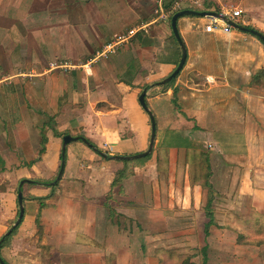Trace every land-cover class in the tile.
I'll list each match as a JSON object with an SVG mask.
<instances>
[{
  "label": "crops",
  "instance_id": "0c3cea01",
  "mask_svg": "<svg viewBox=\"0 0 264 264\" xmlns=\"http://www.w3.org/2000/svg\"><path fill=\"white\" fill-rule=\"evenodd\" d=\"M217 9L264 35V0H0V239L17 218L18 192L24 208L1 243L5 264H177L173 254L193 256L200 236L206 264H264V241L246 246L232 236L239 214L264 217V45L232 27L228 35L205 32L211 18L180 17L185 63L169 89L155 86L181 57L171 17ZM144 89L153 150L126 163L122 193L106 200L125 165L109 156L148 147L150 121L138 102ZM65 135L108 157L70 142L52 185ZM196 148L211 173L215 221L206 238Z\"/></svg>",
  "mask_w": 264,
  "mask_h": 264
},
{
  "label": "water",
  "instance_id": "95a60500",
  "mask_svg": "<svg viewBox=\"0 0 264 264\" xmlns=\"http://www.w3.org/2000/svg\"><path fill=\"white\" fill-rule=\"evenodd\" d=\"M186 15H197L200 17H206V18H215V19H219L224 21L227 25H229L230 27L239 30L241 32H246L249 33L253 36H255L256 38H258V40L260 42H262V44L264 45V36L262 34H260L259 32H257L256 30L253 29H248L246 27H242L239 26L238 24H235L234 22L228 20L226 17H224L221 14H218L216 12H192V11H180L175 13L172 17H171V22H170V27L173 33V36L175 38V40L177 41V43L180 46L181 49V57L180 60L176 66V68L173 70V72L167 76L166 78H164L163 80H161L160 82L156 83L155 86H164L166 83H168L169 81H171L173 78H175L178 73L180 72V70L182 69L185 60H186V49L185 46L182 42V40L180 39V36L178 34V30H177V19ZM147 95V89H144L139 97H138V102L139 105L141 106L142 110L148 115L149 117V121H150V136H149V142H148V147L144 152L135 154V155H131V156H109V158L115 160V161H131V160H138L141 158H144L148 155L151 154L152 150H153V146H154V141H155V120H154V116L152 114V112L149 110L146 101H145V96ZM80 140L83 144H85L89 149H91L93 152L97 153L101 158L106 159L108 156L101 152L100 150H98L96 147H94L92 144H90V142H88L85 138L83 137H71L70 135H65L62 139V148H61V163H60V167H59V171L58 174L56 176L55 181L52 183V185L59 180L61 174H62V170L64 167V154H65V147L73 141H78ZM26 181L22 180L20 182V187L25 183ZM17 202H18V215L17 218L15 220V222L13 223V225L8 229V231L4 234V236L0 239V246L1 243L4 241V239L6 237H8L12 231L20 224L23 214H24V208H23V202H22V193L18 192L17 195ZM0 264H4V262L2 261L1 257H0Z\"/></svg>",
  "mask_w": 264,
  "mask_h": 264
},
{
  "label": "trees",
  "instance_id": "16d2710c",
  "mask_svg": "<svg viewBox=\"0 0 264 264\" xmlns=\"http://www.w3.org/2000/svg\"><path fill=\"white\" fill-rule=\"evenodd\" d=\"M216 13L219 14L221 12H220V10L217 9ZM262 75H264V74H262ZM177 76L175 78H173L171 81H169L168 83H166L164 86H161L160 90L165 91L166 89H169L170 86L174 83ZM175 95H176V91L174 90L172 103L174 106H177ZM41 142H42V146L46 142V139L43 136L41 138ZM43 151H44V148L42 147V149L39 151V154H41ZM150 155H148L144 158L138 159V162H142L144 160H147L150 157ZM60 161H61V157H60ZM123 162L125 163V165H124L123 169H121L115 173V177H114L112 184H111V190H110V193L108 194L106 200L111 199L113 194L120 195L122 193L120 184H121L122 179H124L128 175V169H127V164H126L128 161H123ZM192 163L194 165L193 166L194 169H197V168L202 169V167H204V169H205V173L199 174V172H198V173H196V175L194 173V177L197 180H200L203 178L202 187L204 189H206V192H207V200H206V204H205V215H206V218L208 219V222L204 225V228H203V233H204V236L206 238L208 236L209 227L214 225V214H213L212 209H211V203L213 201V191H212V186L208 183V179L211 176L208 155L205 152L197 151L196 149H193V151H192ZM37 183H46V182H37ZM249 214H250L249 215V217H250L252 215V213H249ZM239 216H240V219H242L243 221H242V225L240 224V226L235 227V232H237V234H238V237H237L238 238V241H237L238 244H242L241 240L243 239V236H241V235H243V234L240 233V230L245 229L244 227H247L251 230L253 229L252 231H254L257 236L264 235V234H262V232L264 231L263 230L264 226L261 225V224H264V221L259 220L258 222L253 223V225H252V223L249 222V217L244 218L243 215H240V214H239ZM234 217L236 218V216H234ZM257 217L261 218L263 216L259 215ZM258 224H260V228L258 227L259 226ZM19 225L12 231V233L6 239H8L17 230ZM260 241H262V242H260ZM263 241H264V238H262L261 240H257L256 242H254V244L259 245V244H262ZM202 250H205V248H203Z\"/></svg>",
  "mask_w": 264,
  "mask_h": 264
},
{
  "label": "rangeland",
  "instance_id": "374dc122",
  "mask_svg": "<svg viewBox=\"0 0 264 264\" xmlns=\"http://www.w3.org/2000/svg\"><path fill=\"white\" fill-rule=\"evenodd\" d=\"M260 76H262V75H260ZM264 77V76H263ZM260 88H263L264 89V81H263V83L260 85ZM196 150L197 151H200L199 149H197L196 148ZM210 152L209 150H208V148L206 149V152ZM102 152H103V150H102ZM213 152H215V151H213ZM106 154H108L109 152H105ZM193 169H194V167H193ZM193 172L195 173V175H196V173H198L199 172V174H202V173H205V169H204V167H202V169H199V168H197V169H194L193 170ZM203 179V178H202ZM201 180V179H200ZM234 199L235 198H233V201H234ZM231 200H232V198H231ZM244 200V199H243ZM204 209H205V206L203 207V211H204ZM198 214V213H197ZM197 214L195 213L194 215H195V220H191V222H194L193 224L194 225H196L197 224V229H196V231L200 234V228H201V225L202 224H200L201 223V219H200V217H201V215H200V213L198 214V216H197ZM202 214V213H201ZM203 214H204V217H205V219H206V221L208 220L207 218H206V215H205V211L203 212ZM240 215H243V217L244 218H246V217H249V213H245V214H240ZM192 216V215H191ZM232 217V216H231ZM242 220V219H241ZM259 220H262V221H264V217H261V218H259V217H257V216H255L254 214H252L250 217H249V222L250 223H256V222H258ZM214 221H215V219H214ZM243 221V220H242ZM208 222V221H207ZM236 223V222H235ZM211 228V226L209 227V229ZM217 228H219V227H217ZM245 229H243V230H240V233H242L243 235H241V236H243V239L241 240V243H244V244H246V246H251V245H253L254 244V242H256L257 240H261L262 238H264V235H261V236H257L256 235V233L254 232V231H252L251 229H249V228H247V227H244ZM234 234V235H233ZM232 234V236L234 237V238H236L235 239V242L237 243V241H238V234H237V232H235L234 231V233ZM203 235H204V233H203ZM240 236V235H239ZM201 237V236H200ZM199 237V239H197V241H195V243H191V245H194V246H196V248L194 249V247H192L191 249H192V251H195V254L193 255V256H191L190 257V255H188L190 252L189 251H182V249H179L180 250V253L178 254V255H180V257L181 258H184V259H181V261H180V259H179V257L177 256V255H175V254H173V257H174V259L175 260H177V264H206V260H204L203 259V253H202V243H201V238ZM204 238H205V236H204ZM244 241V242H243ZM185 245L184 246H187V248H189L190 249V247L188 246V244H190V243H188V241H185ZM199 244V245H198ZM171 245H172V243H171ZM171 245L169 246L170 248H171ZM183 246V245H182ZM182 246H180L181 248H183ZM198 246H200L201 247V249H200V247H198ZM179 247V248H180ZM168 252V251H167ZM171 252V251H170ZM169 254H171V253H169ZM191 254V253H190ZM188 256V257H187ZM178 257V258H177ZM194 257H197V259H196V263L195 262H193V263H190V258H194ZM175 262V261H174ZM180 262V263H179Z\"/></svg>",
  "mask_w": 264,
  "mask_h": 264
},
{
  "label": "built area",
  "instance_id": "2783aa9c",
  "mask_svg": "<svg viewBox=\"0 0 264 264\" xmlns=\"http://www.w3.org/2000/svg\"><path fill=\"white\" fill-rule=\"evenodd\" d=\"M161 1H167V0H161ZM241 11L240 10H232L230 12V15L233 17V18H237V17H240L241 16ZM205 32L207 33H221V34H225V35H228L231 33V27L222 23V21L218 20V19H215V18H211L210 19V22L205 26L204 28ZM134 34V30H131L128 32V35H132ZM119 39V38H118ZM120 41H115L113 43H110L109 45L106 46L105 48V54H108V53H111L113 52V50L115 48L118 47V45L124 40V37H122L121 39H119ZM61 68H63L64 66H59Z\"/></svg>",
  "mask_w": 264,
  "mask_h": 264
}]
</instances>
